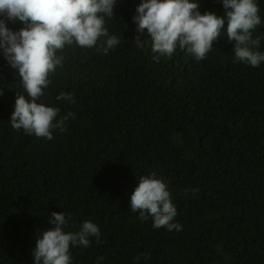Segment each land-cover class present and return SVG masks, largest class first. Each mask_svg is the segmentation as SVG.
Masks as SVG:
<instances>
[{"label": "trees", "instance_id": "obj_1", "mask_svg": "<svg viewBox=\"0 0 264 264\" xmlns=\"http://www.w3.org/2000/svg\"><path fill=\"white\" fill-rule=\"evenodd\" d=\"M142 2L117 0L106 27L120 43L107 55L76 44L57 52L63 66L38 102L74 118L52 140L12 128L16 92L28 97L0 49V264H35L53 212L65 213L66 232L86 220L100 229L99 241L70 247L72 264H264V62H234L226 21L206 59L177 47L157 63L133 21ZM196 2L202 14L223 15L222 0ZM256 2L253 38L264 53V0ZM60 92L75 103L56 100ZM153 171L182 230L131 211L138 178Z\"/></svg>", "mask_w": 264, "mask_h": 264}, {"label": "clouds", "instance_id": "obj_2", "mask_svg": "<svg viewBox=\"0 0 264 264\" xmlns=\"http://www.w3.org/2000/svg\"><path fill=\"white\" fill-rule=\"evenodd\" d=\"M222 4L223 15H217L211 11L202 14L196 0H143L133 21L138 33L147 30L152 59L157 63L160 57L171 58L177 47L186 49L198 61L206 59L227 21L226 35L230 43L234 42V62L259 67L264 53L259 51L260 38H253V31L261 24L256 0H222ZM116 5L117 0H0V15L24 24L19 31H13L0 19V49L9 65L18 70L28 97L16 92L10 119L13 129L48 140L53 139V130L67 131L66 121L74 118V113L57 119L58 107L38 102L52 83L49 76L63 66L64 57L57 52L76 44L82 48L98 47L102 55H107L120 43L118 36L110 34L106 27V18L116 17ZM134 42L143 48L147 39L141 40L138 35ZM56 100L75 103L74 96L66 92H60ZM131 211L138 212L142 222L151 217L154 228L182 230L178 222H173L177 209L168 186L154 171L138 178L131 195ZM50 223L53 228L37 235L35 264H72L70 247H89L90 237L99 241L101 236L98 225L91 220L84 221L78 231L66 232L64 212L51 213Z\"/></svg>", "mask_w": 264, "mask_h": 264}]
</instances>
